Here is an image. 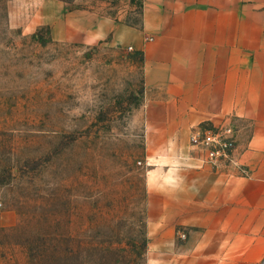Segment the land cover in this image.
Listing matches in <instances>:
<instances>
[{
    "label": "rangeland",
    "instance_id": "rangeland-1",
    "mask_svg": "<svg viewBox=\"0 0 264 264\" xmlns=\"http://www.w3.org/2000/svg\"><path fill=\"white\" fill-rule=\"evenodd\" d=\"M45 1L141 24L139 0ZM43 13L42 0H0V264H98L91 245L114 243L119 232L145 237L141 264L151 256L165 264L188 232L148 228L147 170L166 144L172 160L186 154L193 168L208 165L191 157L190 131L166 133V142L146 130L157 93L144 94L140 52L109 39L54 40ZM235 125L240 145L248 130ZM157 203L153 196V211Z\"/></svg>",
    "mask_w": 264,
    "mask_h": 264
},
{
    "label": "crops",
    "instance_id": "crops-1",
    "mask_svg": "<svg viewBox=\"0 0 264 264\" xmlns=\"http://www.w3.org/2000/svg\"><path fill=\"white\" fill-rule=\"evenodd\" d=\"M42 6L39 22L54 40L91 45L109 39L142 54L144 94L157 93L145 106L147 131L163 133L167 142L166 133L227 115L248 130L238 145L248 176L193 168L186 154L172 160L164 154L167 144L153 155L147 226L157 221L188 232L165 264L264 260V0H142L138 27L92 9L69 11L45 0ZM154 263L148 257L147 264Z\"/></svg>",
    "mask_w": 264,
    "mask_h": 264
},
{
    "label": "built area",
    "instance_id": "built-area-1",
    "mask_svg": "<svg viewBox=\"0 0 264 264\" xmlns=\"http://www.w3.org/2000/svg\"><path fill=\"white\" fill-rule=\"evenodd\" d=\"M131 50V47L128 46ZM234 115H227L219 122L203 121L188 135L191 157L215 169L225 171L234 167L237 175L248 176V169L240 159ZM179 239L186 238L184 231H177Z\"/></svg>",
    "mask_w": 264,
    "mask_h": 264
},
{
    "label": "trees",
    "instance_id": "trees-1",
    "mask_svg": "<svg viewBox=\"0 0 264 264\" xmlns=\"http://www.w3.org/2000/svg\"><path fill=\"white\" fill-rule=\"evenodd\" d=\"M139 1L141 14L142 0ZM137 232L141 233V230L138 229ZM118 234H121L120 238L115 240L114 243L91 245L92 252L99 258L98 264H141L146 247L145 237L135 238L127 232H119ZM111 245H113V248L108 251V247ZM45 260V257H39L36 259L35 264L36 262L37 264H43Z\"/></svg>",
    "mask_w": 264,
    "mask_h": 264
},
{
    "label": "water",
    "instance_id": "water-1",
    "mask_svg": "<svg viewBox=\"0 0 264 264\" xmlns=\"http://www.w3.org/2000/svg\"><path fill=\"white\" fill-rule=\"evenodd\" d=\"M264 260L261 262V264H263Z\"/></svg>",
    "mask_w": 264,
    "mask_h": 264
}]
</instances>
